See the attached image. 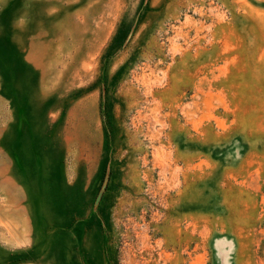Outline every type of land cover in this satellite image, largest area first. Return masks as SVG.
I'll use <instances>...</instances> for the list:
<instances>
[{
    "label": "rangeland",
    "instance_id": "374dc122",
    "mask_svg": "<svg viewBox=\"0 0 264 264\" xmlns=\"http://www.w3.org/2000/svg\"><path fill=\"white\" fill-rule=\"evenodd\" d=\"M0 264H264V0H0Z\"/></svg>",
    "mask_w": 264,
    "mask_h": 264
}]
</instances>
